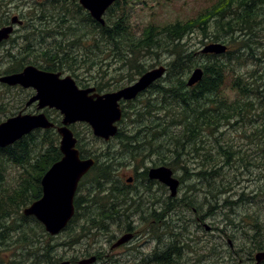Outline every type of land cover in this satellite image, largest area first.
Instances as JSON below:
<instances>
[{"label": "trees", "instance_id": "trees-1", "mask_svg": "<svg viewBox=\"0 0 264 264\" xmlns=\"http://www.w3.org/2000/svg\"><path fill=\"white\" fill-rule=\"evenodd\" d=\"M120 4L121 1L117 2L110 12ZM73 7H79L80 12L63 7L64 12L57 16L60 28H65L61 29L64 41L59 44L53 42L47 48L43 44L53 37L56 30L43 28L45 24H55L52 22L54 15H49L43 10L36 15L35 21L41 23L43 32L24 38L27 54H23L19 59L15 56L12 59L13 67H9L4 74L18 73L22 67L28 65H35L46 71L63 72L72 66L74 68L86 64L87 74L91 76L87 81L96 86L99 92H104L111 87V83L104 79L107 74L104 67L106 69L115 64L113 68L118 67L122 69L121 72L128 70V77L133 83L135 77H140L149 70L144 63L145 58L158 60L160 55L167 54L171 61L168 63L166 86L151 87L150 97L143 106L139 109L135 107L131 113L133 117H137L138 124L144 126L134 133L120 130L115 140L128 142V154L134 158L139 157L143 161L148 157L157 158L174 174L182 172L185 178L195 181L193 186L189 185L191 193L201 195L208 192L204 201L198 205L192 196V199L188 200V197L185 203L188 210L191 208L197 212L195 222L198 225L203 226L206 214H209L204 212L208 196L218 195L219 198L222 195H231L224 201L220 200L218 204H224L223 207L231 206L233 209L246 203L253 204L257 196L252 193L243 191L237 195L247 182H252L244 177L243 169L239 170L237 165H243L247 173H250L251 167L264 172V0H219L202 10L199 16L191 21L165 25L150 24L142 29L141 36L138 35L137 38L134 27L126 25L122 17L103 27L89 15L82 16L81 5L77 3L73 4ZM0 12L3 13L0 16L1 25H4L9 21L10 11L1 7ZM72 13L75 19L78 16L82 22L86 19V37L72 35L76 30V25L68 22ZM67 24L69 26H66ZM32 28L37 29V25L33 24ZM197 31L210 38L212 43L227 44L228 52L220 56L201 54L195 58L196 51H192L185 41ZM44 34L47 39L36 42L44 51L43 54L38 55L39 59L35 56L36 62H27V59L34 55L32 51L36 43L33 37L41 35L44 38ZM66 35L70 39H67ZM86 41H89L90 49L80 56L74 48L85 46ZM62 43H65V46ZM197 58L207 61L199 65ZM197 66L203 69V78L196 85L189 87L187 76ZM94 75H97V78ZM121 88L123 87L119 86V83L114 87L115 90ZM124 116L128 118L125 110ZM53 122L60 125L61 118L54 117ZM150 131L153 132L144 134ZM232 131L236 136L230 134ZM75 136L78 138L82 158L94 157L96 164L86 177L88 180L92 179L88 197H76V214L67 227L68 230L66 229L69 233L63 241H56L60 239L46 233L39 221L23 214L28 206L42 198V179L52 165L62 158L57 132L54 129L37 130L13 146L0 149V247L4 245L1 241L7 246L6 256L0 258V264H24L27 259H31L33 264H61L64 258L55 254L58 248L74 249L87 237L106 236L103 230L106 231L123 218L127 220L125 227L132 228L131 217L136 214V205L133 202L135 199L124 191V186L119 187L113 181L116 170L113 149L88 150L85 141L84 147L79 145L81 137L77 132ZM90 144L93 147L94 144ZM105 146L111 147L110 144ZM235 166L237 171L228 169ZM15 168L19 169L18 174H8V169ZM227 170L235 173L234 179L228 180L231 173L227 172L226 176ZM179 180L184 181L183 178ZM104 183L105 186H102ZM216 191L217 193L213 194ZM261 195L264 196V191ZM236 196L240 198L233 202L231 197ZM142 200L143 198L137 199ZM173 200L171 199L169 205L172 219L174 214L180 213L179 207L182 208L184 204L175 207L177 205ZM218 206H209L210 213ZM161 217L154 214L150 229L160 222ZM241 217L239 226L243 235L240 241L250 247L249 251L241 246L244 251L249 252L248 260L253 262L254 255L264 253V229L259 216L248 213ZM228 221L229 228L238 227L233 219ZM175 228L181 234L185 229L179 225ZM153 229L151 232L161 237L162 228ZM227 232H224L225 237L233 244L236 236H230ZM175 235V232L172 233V236ZM166 245L169 247L164 251L154 252V256L150 258L153 264H178L184 259L185 247L180 242L172 240ZM220 259L218 261L221 263ZM261 264H264V261Z\"/></svg>", "mask_w": 264, "mask_h": 264}, {"label": "rangeland", "instance_id": "rangeland-1", "mask_svg": "<svg viewBox=\"0 0 264 264\" xmlns=\"http://www.w3.org/2000/svg\"><path fill=\"white\" fill-rule=\"evenodd\" d=\"M219 0H169L162 2L152 1V0H122L119 7H114L112 11L109 13V20L110 22H113L120 17L124 19V23L126 25H130L131 27H134V33L136 34V38L141 36L142 29L144 27H147L150 24L155 25H165V24H175L176 22H187L191 21L199 16L202 10L206 9L207 7H211L213 4H216ZM77 1L73 0H0V8L3 7V10L10 11L9 15V21L12 17L17 16L19 20L23 21V19L26 21L28 27H32L33 24L41 26L40 22L35 21V16L40 14L41 12H46L49 15H54V19L52 22L55 24L47 25L45 24L43 29H58L59 32H55L53 34V37L50 38L49 41L44 43V47H49L50 44L53 42L60 43L64 41L62 39V33L61 29H65L64 26L60 28V20L57 18L58 14L61 12H64L63 7H69L70 9H73V4H77ZM43 10V11H42ZM122 10V11H121ZM3 13L0 12V16H2ZM77 15V14H76ZM78 16V15H77ZM75 18V17H74ZM73 18V19H74ZM82 25L81 18H77ZM70 22V21H69ZM86 23V31L88 29ZM1 25V21H0ZM57 25L58 28H56ZM66 26H69L67 24ZM30 28H28L29 30ZM88 31L86 32V34ZM23 33L17 34L15 38H13L14 43L7 44L5 48L0 49V77L4 76L5 72L9 69V67H13V58L16 56L23 57V54H27L25 47L26 43L24 41V36H22ZM73 36L76 35V37H80L83 35V38L85 37L83 34V31H79L76 34H72ZM45 36V34L43 35ZM67 39H70L66 35ZM35 40V43L38 41H42L43 39L46 40L47 36L42 38L41 35L33 37ZM33 43V44H35ZM38 43H36L37 46ZM85 46H77L75 49V52L78 53L80 56L84 54V52L87 53V50L90 49L89 41L84 42ZM89 44V45H88ZM185 44L191 48L192 51H196L195 58L202 53V50L212 44L210 41V38H207L202 34L201 31H197L194 34H191L187 37V40L185 41ZM12 45V47H11ZM63 46H65V43H62ZM227 45V44H226ZM17 46V47H16ZM33 48V56L29 58L28 61L36 62L37 59H39L38 55L40 56L43 54L44 51L41 50V46H37ZM228 46V45H227ZM85 48V51H84ZM21 49H23L21 51ZM49 50V49H48ZM11 54H13L11 56ZM27 56V55H26ZM38 57L36 59V57ZM78 56V55H77ZM198 59V58H197ZM196 59V60H197ZM15 60V59H14ZM171 58L167 54L160 55V58L158 60H153L151 57L145 58L144 63L147 65V69L149 70L154 68H159L161 66H164L168 69V63H170ZM207 59H198V64L203 65L205 64ZM112 63V62H111ZM26 64V63H25ZM100 65V62L98 63ZM15 67H18L17 64H14ZM154 65V66H153ZM115 64L112 66H109L105 69L103 68L107 74L104 75V79L108 80V83H111V87L107 88L106 91L101 92L103 94L108 92L116 91L114 89L115 85L119 83V86L126 87L129 85H132L135 83L140 77H135V81L132 83L131 79L128 77V70L122 71V69L116 67L113 68ZM26 66L21 68V71ZM38 67V66H36ZM20 68V67H19ZM18 68V69H19ZM39 68V67H38ZM199 68L197 66L194 68L191 73L187 76L189 79L195 69ZM40 69V68H39ZM148 70V71H149ZM62 74V77L71 76L77 83L78 86H83L85 83L90 84L87 80L91 79V76L88 75V71H86V64H82L78 67L72 66V68L68 69L67 71L59 72ZM95 78H97V75H94ZM168 75H166L164 78H162V81L160 82V87L166 86L165 80ZM115 79V81H114ZM94 79L92 78L91 81ZM113 80V81H112ZM118 81V82H117ZM188 82V81H187ZM94 84V83H93ZM91 87H94L92 84H90ZM96 87V86H95ZM119 90V89H118ZM35 95V90L33 89H23L21 87H10L7 85H4L0 82V124L6 121L7 119L17 116L21 111L23 114H31L32 112L36 111L37 109L32 108V110L26 109V104L28 100ZM150 97L149 92L147 95L145 94L141 98H139L136 102L133 103H123L122 109L123 113L124 110L128 113V118L123 117V120L119 123V132L120 130L125 132H136L138 129L143 127L144 125H140L137 122V117L132 116V112L135 109H139L145 101ZM38 114V111L37 113ZM53 117H58L60 114L56 113L54 111L49 113ZM35 115V114H34ZM141 130V129H140ZM73 131L77 132L79 136L81 137V142L79 145L81 147H84V141L86 142V148L89 150L91 148H112L114 152H112L113 160H114V167L118 165L122 170H124V174H126V177H129L130 175H133L132 170L127 169L126 164H129V160L132 158L134 163H132L134 169H140L143 166H149L150 164H145V161L140 159L139 157H133L130 154H128V150H130L129 143L124 140H115L113 139L111 142L107 143L105 141L99 140L94 137L93 133L89 130V128L85 127L82 124H77ZM145 132L146 133H151ZM232 131L230 133L232 136H236ZM149 135V134H147ZM146 135V136H147ZM86 137V138H85ZM141 138V137H140ZM94 139H96L99 143H97ZM60 140V139H59ZM123 141V142H122ZM93 143V147L90 143ZM125 143V144H124ZM239 143V142H238ZM106 144H110L111 147L105 146ZM105 152V150H103ZM108 151V150H106ZM100 154V153H99ZM98 156V155H97ZM169 157V155H168ZM94 158V157H93ZM154 158V157H153ZM256 160L258 159L255 156ZM126 159H129L126 161ZM170 160V159H168ZM255 163H257L255 161ZM239 170L243 169L244 177L251 179L252 182L245 181L246 185L242 187L241 191L237 194L240 195L241 192L245 191L246 193H252L253 195L257 196L256 200L253 202V204L246 203L245 205H240L238 208L233 207H223L222 204H218L219 201H224L227 198H230L229 196H220L219 198L216 195H211L206 198L207 200V206L204 207V212L209 213L206 214V220L203 226L198 225L195 220H197V212L190 208V210L187 209L185 206V203H187V198L192 196L193 199L196 201V205L199 203H202L204 201L205 195L208 193H191L189 188L193 186L195 181L193 182L191 179L185 178L186 176L182 172H177L175 174V177L178 179L183 178V182L181 181V189L176 196V198L173 200V202L177 205L175 207H178V204H183V207H179L180 213L174 214L173 219L170 218V216L161 215L163 214L162 211H158L161 217V220H159V223H156L155 227H152V221L151 218H153V211L151 212V207L153 205L151 204L154 199L150 196H144V199L142 201H137V199H140L142 196V193L146 191V187H143L142 184L136 183L134 187H132L129 190H127V193L131 195V198L135 199L133 201L135 203V209L136 214H132V228H135V231L138 232L137 229L143 230L138 234L139 240L133 245V247L127 248L123 250L121 253H116L113 255L111 261H103L98 264H131L132 263V256H135V253L137 252L138 259L136 260V264H147L146 259L149 258V255L154 251V248H158L161 251H164L167 247L166 243L171 242L172 240L176 242H180L184 249L183 257L178 264H254L255 258L252 261L248 260V254H249V248L244 244L245 242L240 241V237H242V231L239 225H241V216L244 214H255L259 216L260 223L262 224V229H264V196H262V191H264V172H261L259 169L252 168L249 170L250 173H247L245 171V168L243 165H237ZM235 167H229L231 171L236 170ZM19 169L15 168L13 170L8 169V174H18ZM118 173V175H121V171ZM230 170L226 171L231 173V177L228 180L234 179L235 173L230 172ZM237 171V170H236ZM242 172V171H241ZM123 173V172H122ZM178 179V180H179ZM82 183V182H81ZM92 184V179L88 180L85 179L83 184H80L77 196L78 197H88V193L90 192ZM105 186V183L102 185ZM113 186V185H112ZM108 186V187H112ZM196 186V185H195ZM197 187V186H196ZM113 188V187H112ZM189 188V189H188ZM192 191V190H191ZM216 192H213V194H216ZM137 194V195H136ZM208 195V194H207ZM172 196V194H171ZM201 196V198L199 197ZM192 197L188 198L192 199ZM200 199H199V198ZM240 198V196H236L235 198H232V201H236ZM173 198V197H171ZM186 199V200H185ZM131 200L132 199H128ZM106 203V201H103ZM147 202V203H146ZM170 202V201H169ZM168 202V203H169ZM143 203V204H142ZM171 203V202H170ZM222 203V202H220ZM145 204V205H144ZM209 204V205H208ZM215 206L219 205L213 213H210L209 206ZM169 206V205H168ZM221 206V207H220ZM122 207V206H119ZM171 206H169L170 208ZM124 209V207H122ZM118 210V208H117ZM134 210V208L132 209ZM202 211V209H201ZM168 212L167 214H169ZM105 215V214H104ZM106 217L108 215H105ZM182 219V221H180ZM228 219H233L237 224L238 227L229 228ZM86 221V217H85ZM127 225V220L122 219L118 223L113 224L110 228H108L106 231L103 230L106 236H102L100 238L96 236H90L87 237L84 242H81L77 245L74 249H64V248H56L57 251L55 252L56 255L64 258L63 262L65 261H75L74 264H81L83 260H86V254H93V255H101V253L107 254L111 246L115 245V243L124 235H119L118 233L122 228ZM182 227L184 226V230L181 233L177 232L176 226ZM164 228V230L169 231V236L167 235L164 240H159L157 238L158 235L155 233L153 234L151 230H156L159 228ZM137 228V229H136ZM207 228H210L208 230ZM150 229V230H148ZM233 229V230H232ZM68 230V229H67ZM148 230V232H147ZM228 231V232H227ZM109 232V234H107ZM176 233L175 236H172V233ZM224 232H227L230 234V236L235 235L234 242L231 244L230 240L225 237ZM241 232V233H240ZM68 231H63L58 236H55L57 239L56 241H63L65 237L68 236ZM54 238V237H53ZM123 238V237H122ZM121 238V239H122ZM120 239V240H121ZM191 240L190 242H187V240ZM119 240V241H120ZM158 242H160L159 247H157ZM2 245L0 247V258L3 256H6L7 253V246L5 245L4 241H1ZM55 245V244H54ZM121 245V244H120ZM246 247V251H244L242 248L243 246ZM216 248V250H215ZM243 250V251H242ZM157 252V251H156ZM142 253V255H140ZM239 253V255H237ZM255 257V255H254ZM222 258V259H220ZM91 258H88L90 260ZM221 260V263L218 260ZM224 259V260H223ZM32 260L27 259V261L24 264H33L31 262ZM87 261V260H86ZM224 261V263H222ZM71 263V262H70Z\"/></svg>", "mask_w": 264, "mask_h": 264}, {"label": "water", "instance_id": "water-1", "mask_svg": "<svg viewBox=\"0 0 264 264\" xmlns=\"http://www.w3.org/2000/svg\"><path fill=\"white\" fill-rule=\"evenodd\" d=\"M121 0H79V4L90 13L91 17L104 25V14L116 2ZM12 24L0 28V43L7 41L14 32V25H21L18 17L12 19ZM228 52V46L223 43H212L206 46L203 54L216 56ZM167 75V68L161 66L144 73L135 83L118 91L103 95L95 94V88L81 90L71 76L62 77L61 73L48 72L36 66L28 65L21 72L4 75L0 82L10 87L34 89L35 95L27 102L26 107L37 103V109H56L63 116L62 126L57 129L61 137L60 151L62 158L56 162L42 179V198L24 210V215L34 217L39 221L50 236L55 237L64 231L75 216V197L81 180L94 167L93 158L83 159L77 148L78 140L70 129L77 123L90 126L96 138L109 142L119 132L118 123L123 119L122 102L136 100L140 94L147 91L154 82ZM204 75L202 68L193 71L188 79V86L199 83ZM55 125L44 113L36 115L19 113L0 124V149L13 146L35 130L53 129ZM150 179L158 180L170 187L175 196L180 181L175 178L168 167L150 170ZM209 229V228H208ZM130 236H124L118 245L127 242ZM256 264L264 261V253L255 256ZM94 259L83 260L81 264H92ZM61 264H70L69 261Z\"/></svg>", "mask_w": 264, "mask_h": 264}, {"label": "flooded vegetation", "instance_id": "flooded-vegetation-1", "mask_svg": "<svg viewBox=\"0 0 264 264\" xmlns=\"http://www.w3.org/2000/svg\"><path fill=\"white\" fill-rule=\"evenodd\" d=\"M81 8L83 9V11L81 10L82 16H84V15L86 16V14H87V15H89L91 17V15H90V13L88 11H86L83 7H81ZM73 9H76V10H78L80 12L79 7H73ZM109 13H110V9L107 10L105 12L104 16H103L104 22H105V24L102 25L103 27L107 26V24L110 22V20L108 19L109 18ZM73 16H74V13H72V18H70L68 20V22L70 21L71 23H73V24L76 25V30L74 31V34H76V33H78L79 31L82 30L83 31V34H85V37H86V19L83 20L82 25H81V22L78 19H75ZM78 18H80V16H78ZM10 24H11V22L8 21L6 24L0 25V28H3L5 26H9ZM54 26H56V28H58L57 25H54ZM28 28H30V29L28 30ZM55 30H56V32H59L58 29H55ZM40 31L43 32V30H41V27L39 25H37V29H33L32 27H28L26 21L23 19L21 25L14 26V32H13V35L10 37V39L7 40V41H5V42H3V43H0V49L5 48L7 44L14 43L13 38H15V36H17V34H19V33H23L22 36H24L26 38L28 35H30V34H38ZM11 47H12V45H11ZM48 72H52V71H48ZM54 73H59V72H54ZM161 81H162V79L157 82V85L156 86H158V87L162 86V85H160V82ZM78 87L81 90H84V91H86V90H88L90 88H95L96 91L93 92V93H91L90 96H93L95 94H98V95H102L103 94V93H101V92L98 91L97 87H95V86L94 87H91L90 84L88 86H86V83H85L83 86H81V87L78 86ZM148 92H149V90H147L146 92H144L143 94H141L139 98H141L145 94L147 95ZM108 93H110V92H108ZM105 94H107V93H105ZM37 105L38 104H34L31 107H29V109L28 108H26V109H28V110H32V108L37 109ZM37 111H38V109L36 111L32 112L31 115L36 114ZM52 111H54L56 113H59L58 111H56L54 109H50V108H46L42 112L48 117V119L50 121L53 122L54 117L49 114ZM21 112H25V111L23 110ZM39 113H41V112L38 111V114ZM59 117L61 118V124L60 125H57V126L58 127H61L62 126V115L60 114ZM82 125L86 129V122L83 123ZM75 126L76 125L72 126L71 129L73 130V128ZM87 127L92 132L91 128L89 126H87ZM118 127H119V125H118ZM127 160H129V159H126V161ZM157 160H158L157 158L154 159L153 157H148L144 161H145V164H146V162H147V164H150L149 166H143L140 169H134L133 168V165H132V163H134V161L131 158L129 160V162H128L129 164H126L125 166H127V169L132 170L133 175H130L129 177H126L127 175L124 174V170H122V168H120L117 165L116 166V170H115V180H113V181H114V183L118 184L119 187L124 186L125 187V190L124 191H127V190L130 191V189L132 187H134V185L136 183L142 184L143 187H146V191H145V193L144 192L142 193L141 198L144 199V196L146 195V196H150V197H152L154 199V201H152L153 207H151V210H150L151 212L153 211V216H154L155 213L157 215H159L160 213L158 211H162L164 216L165 215L170 216V213L167 214L168 212H170V209H169V206H168V205H170V202L169 201H171V199H175L176 197L175 198H171L172 197L171 196V190H170V187L168 185H166V184H164V183H162V182H160L158 180H152V179H150V170L151 169L164 167V165L161 162H159V160L157 162ZM120 170H122L121 173H120L121 175H118V173H116V171L120 172ZM90 172H91V170L88 172V174H86V176L84 177V179H86V177L90 174ZM179 187H180L179 188V191H180V189H181V181H180V186ZM179 191H178V193H179ZM85 198H86V196H85ZM85 201H86V199H85ZM85 209H86V204H85ZM137 230H138V232L135 231V228L134 229L133 228H122L118 234L120 236L121 235L130 236V239L127 242H125V243H123L121 245H118L119 240L122 237H124V236H122L115 243V245L111 246V248L109 249V251H108L107 254H105V255H104V253H101V255L86 254V260H88V258H92L93 256H96L97 257V261H96V263L94 262L92 264H98V263L103 262V261L104 262L105 261H111L110 259H112V257H113L114 254H116V253L119 254L123 250H125L127 248H130V247H133V245H135V243L139 240L138 234L143 231L141 229H137ZM148 230H150V229H148ZM148 230H147V232H148ZM160 231H161L160 232L161 237H158L157 236L158 239L164 240V238H166L167 235L169 236V231L168 230H164L163 227H162V230H160ZM159 243L160 242H158L157 247H159V245H160ZM156 251L159 252L161 250H159L158 248H154V251L149 255V258L147 257L148 259H146L147 264H153L150 258H152L154 256V252H156ZM140 255H142V253ZM137 259H138V255H137V252H136L135 253V256H132V259H131L132 260V263L131 264H136V260ZM70 262H71L70 264H74V263H76V260L75 261L73 260V261H70Z\"/></svg>", "mask_w": 264, "mask_h": 264}, {"label": "bare ground", "instance_id": "bare-ground-1", "mask_svg": "<svg viewBox=\"0 0 264 264\" xmlns=\"http://www.w3.org/2000/svg\"><path fill=\"white\" fill-rule=\"evenodd\" d=\"M12 35H13V34H12ZM12 35H11V36H12ZM11 36H10V37H11ZM9 39H10V38H9ZM9 39H8V40H9ZM223 44H224V43H223ZM31 66H35V65H31ZM199 68H200V67H199ZM42 70H43V69H42ZM45 71H46V70H45ZM8 75H10V74H8ZM75 82H76V81H75ZM187 83H188V82H187ZM76 84H77V83H76ZM156 85H157V82H154V83L152 84L151 87L153 88V86H156ZM151 87H150V88H151ZM157 87H158V86H157ZM150 88H149L148 90H150ZM145 92H146V91H145ZM143 93H144V92H143ZM143 93H142V94H143ZM140 95H141V94H140ZM165 96H166V95H165ZM170 96H171V95H170ZM139 97H140V96H139ZM139 97H138V98H139ZM138 98H137L136 100H134V101H131V102H122L121 105H122L123 103H133V102L137 101ZM28 108H29V107H28ZM121 108H122V106H121ZM122 111H123V109H122ZM123 117H124V113H123ZM143 121H144V120H143ZM118 133H119V132H118ZM117 135H118V134H117ZM75 137H76V136H75ZM116 137H117V136H116ZM116 137H115V138H116ZM76 138H77V137H76ZM115 138H114V139H115ZM77 140H78V138H77ZM112 140H113V139H112ZM112 140H110V141H112ZM110 141H109V142H110ZM219 141H220V140H219ZM109 142H107V143H109ZM77 148H78V143H77ZM78 150H79V148H78ZM79 151H80V150H79ZM80 154H81V152H80ZM81 157H82V155H81ZM83 159H86V158H83ZM94 160H95V159H94ZM95 163H96V160H95ZM174 176H175V174H174ZM175 178H176V177H175ZM83 179H84V178H83ZM83 179L81 180V182L83 181ZM179 181H180V180H179ZM81 182H80V184H81ZM80 184H79V187H80ZM181 185H182V184H181ZM179 188H180V187H179ZM179 188L177 189V193H176V195H175V196H172L173 198L176 197V196L178 195ZM78 190H79V188H78ZM77 193H78V191H77ZM121 195H122V194H121ZM119 196H120V195H119ZM76 197H77V194H76ZM76 197H75V200H76ZM146 203H147V202H146ZM142 204H143V203H142ZM144 205H145V204H144ZM223 205H224V204H223ZM75 209H76V207H75ZM23 214H24V213H23ZM75 214H76V213H75ZM26 217H27V216H26ZM73 219H74V217H73V218L71 219V221L69 222V225H70V223L72 222ZM66 229H67V227L64 229V231H65ZM207 229H208V228H207ZM208 230H210V228H209ZM66 232H67V231H66ZM54 238H56V237H54ZM160 240H162V239H160ZM91 259H94V260H95V263H96V261H97V257H96V256H93ZM62 260H63V259H62ZM158 264H159V263H158Z\"/></svg>", "mask_w": 264, "mask_h": 264}]
</instances>
